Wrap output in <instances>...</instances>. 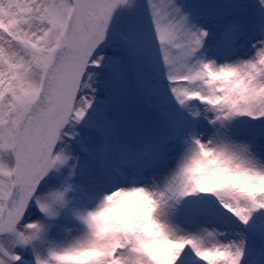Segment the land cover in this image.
Instances as JSON below:
<instances>
[{
  "label": "snow or ice",
  "instance_id": "1",
  "mask_svg": "<svg viewBox=\"0 0 264 264\" xmlns=\"http://www.w3.org/2000/svg\"><path fill=\"white\" fill-rule=\"evenodd\" d=\"M0 264H264V0H0Z\"/></svg>",
  "mask_w": 264,
  "mask_h": 264
}]
</instances>
